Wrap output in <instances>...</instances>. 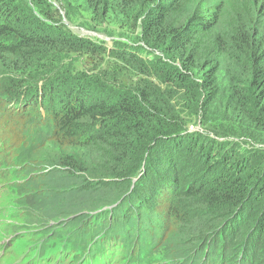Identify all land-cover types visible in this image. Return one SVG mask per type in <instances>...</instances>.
<instances>
[{
    "label": "rangeland",
    "instance_id": "374dc122",
    "mask_svg": "<svg viewBox=\"0 0 264 264\" xmlns=\"http://www.w3.org/2000/svg\"><path fill=\"white\" fill-rule=\"evenodd\" d=\"M16 1L23 6L34 3L44 7L54 21H50L52 36L87 38L109 50L130 51L143 62H163L184 69L176 58L173 37L163 44L164 38L160 35H153L151 39L158 40L149 42L146 34L149 13L176 0H108V12L102 8L93 10L87 0ZM194 13L201 16L198 23L209 13L214 15L210 20L211 23L215 20L214 27L207 35L211 40L218 36L231 43V35L244 32L257 34L256 39L264 41V0H186L179 14L169 20L182 29ZM192 36L185 34L184 37ZM192 51L200 64L194 72H187V81L200 83L202 71L211 65L218 67L221 93L214 107H224L230 101L229 87L248 88L251 55L243 57L224 48L215 56L207 54L208 48L199 45ZM70 55L63 52L56 61L46 62L43 70L30 71L27 77L14 71L11 65L0 64L3 85L18 86L14 97L19 100L12 99L8 105L16 112L22 107L24 110L17 118L18 123L0 115V264H99L103 261L104 264H264V249H258V240L246 228L248 219L252 221L257 216L258 205H240L228 211L207 210L201 203L202 198H181L175 202L176 207L181 217H186L173 218L172 222L164 217L162 209L159 210L163 200L154 185L155 177L162 178L170 162L163 153L147 155L127 179L100 177L99 173H105L101 169L109 163L104 159L93 163L80 154V158H72L75 160L72 165L67 167L63 163L75 151L61 152L51 140L52 120L32 116L34 112L26 113L24 106L55 72L74 66ZM99 60L102 69L119 65L106 55ZM161 87L164 91L167 89ZM167 90L177 93L175 87ZM199 92L203 100L204 93L201 89ZM175 96L180 98L179 94ZM3 99L7 101L9 97ZM21 103L24 105L20 106ZM213 111L218 112L215 108ZM183 116L192 121L187 131L215 140L200 123H193L197 120L188 116V110ZM232 117L236 125L237 114ZM209 124L216 126L219 121ZM224 124L228 126L227 122ZM226 125L215 129L219 142L234 141L244 152L264 149V145H259L264 144L263 134L236 125V135L242 137L236 138ZM184 160L178 169L186 187L212 174L208 170L202 172L200 165L189 157ZM238 209L243 212L242 217L230 226V219L224 218ZM255 242L257 253L252 252Z\"/></svg>",
    "mask_w": 264,
    "mask_h": 264
},
{
    "label": "trees",
    "instance_id": "16d2710c",
    "mask_svg": "<svg viewBox=\"0 0 264 264\" xmlns=\"http://www.w3.org/2000/svg\"><path fill=\"white\" fill-rule=\"evenodd\" d=\"M87 2L93 10L102 8L108 12L110 8L108 0ZM185 3L186 0H176L153 10L146 18L147 41L158 40L151 38L160 35L166 44V40L173 37L171 42L176 47V58L183 64L182 70L163 62H143L130 51L122 48L109 50L87 38L52 36L50 21H54L44 7L34 3L23 6L16 0H0V64L5 67L11 65L14 71L27 77L30 71L43 70L46 62L56 61L63 52L71 53L74 66L55 72L24 106L26 113L34 112L32 116L52 120L51 140L61 152L75 151L65 157L67 162L63 163L67 167L72 165V158H80V154L96 163L104 159L109 163L101 169L105 173H99L100 177L127 179L147 155L163 153L170 162L162 172L163 177H155L154 185L163 200L159 210L162 209L168 221L186 217H181L176 207L175 202L181 198H202L201 203L207 210L228 211L240 205H258L257 216L252 221L248 219L245 227L249 229V235L258 240V249L263 250L264 149L244 152L239 143L219 142L215 129L227 122V129L236 138H242L236 135L238 132L234 127L237 126L243 130L247 126L254 133L264 135V41L256 39L257 34L244 32L231 35V43L218 36L211 40L207 35L214 27L215 20L210 21L214 18L212 13L204 16L201 23H198L201 16L194 13L184 28L176 27V22L169 19L177 16ZM185 34L193 36L184 37ZM157 45L161 47L159 42ZM198 45L207 47V54L217 56L225 48L226 52L233 50L235 54L251 55L253 59L248 88L229 87L227 94L231 99L224 107H214L221 93L217 65L202 71L200 83L185 79L187 72H194L200 64L192 51ZM160 51L164 53L162 48ZM105 55L119 65L102 69L99 59ZM80 68L86 70L81 71ZM162 85L167 89L175 87L177 93L164 91ZM17 88L15 83L5 87L0 79V115L14 123L19 122L17 118L24 111L22 107L16 112L8 105L12 99L19 100L14 97ZM200 89L204 93V101L201 100ZM176 94L180 98H176ZM7 97L9 100L5 101L3 98ZM185 110H188L189 117L196 118L193 123H200L215 140L187 131L192 121L183 116ZM233 114H237L239 119L237 126L230 119ZM214 120H218L219 125L209 124ZM187 157L198 163L202 172L208 170L212 174L201 177L200 183L186 187L178 168L183 166ZM240 210L224 218L230 219V226L241 219L243 212ZM256 244L252 243V252L256 250Z\"/></svg>",
    "mask_w": 264,
    "mask_h": 264
}]
</instances>
